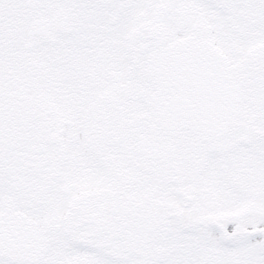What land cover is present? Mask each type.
<instances>
[{
  "label": "snow or ice",
  "instance_id": "1",
  "mask_svg": "<svg viewBox=\"0 0 264 264\" xmlns=\"http://www.w3.org/2000/svg\"><path fill=\"white\" fill-rule=\"evenodd\" d=\"M0 264H264V0H0Z\"/></svg>",
  "mask_w": 264,
  "mask_h": 264
}]
</instances>
